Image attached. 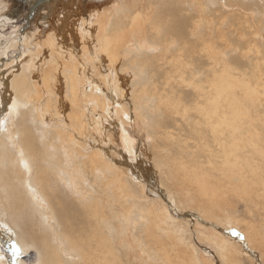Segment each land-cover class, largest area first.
<instances>
[{"label":"bare ground","instance_id":"1","mask_svg":"<svg viewBox=\"0 0 264 264\" xmlns=\"http://www.w3.org/2000/svg\"><path fill=\"white\" fill-rule=\"evenodd\" d=\"M7 1L13 6L5 10L7 3L0 0V19L5 11L7 20L25 14V30L34 31L30 47L35 37L42 42L38 50L36 44L32 50L28 46L29 52L8 64L9 71L0 75V106L8 103L9 109L0 137V243L11 250L17 244L21 252L36 250L38 264H74L82 250L99 255L93 245L99 232L86 222L99 213L87 211L76 199L78 195L84 201L106 203L116 224L134 237L136 231L139 236L148 232V214L156 206L180 233L181 248L186 245L193 252L165 240L161 255L140 249L149 257L141 256L142 263L164 264L167 255H171L168 261H195L201 250L188 235L192 233L190 218L197 215L187 211L195 199L166 191L157 182L158 169L147 152L140 161V154L131 158L126 150L123 160H114V150L102 151L92 143L83 100L76 98L75 104L68 105L63 99L66 93L72 96L77 85L83 88L80 81L73 82L79 64L93 60L102 70L103 62L94 60L96 54L102 56L108 70L113 64L111 72L103 71L115 80L118 91L131 95L127 103H141L136 110L142 120L146 123V114L155 115L150 127L156 142L144 137V148H156L167 138L185 142L195 150V161L207 164V170H230L229 183L235 186L256 179L249 186L256 184L264 192L256 177L264 176V0H60L37 9L31 0ZM209 34L214 36L215 54L210 51ZM170 44L175 51L192 52L190 57L180 56L185 65L172 55L164 64L159 60L167 55ZM18 45L16 41L10 47ZM91 84L82 90L91 91ZM147 88L153 92L143 93ZM111 94H107L109 102H116ZM171 97L179 101L175 104ZM198 110L207 114L203 123L186 118ZM94 113L90 118L99 134L112 138L113 122ZM220 113L229 118V125L216 120ZM115 142L108 139V143ZM7 155L20 167H7ZM216 158L219 165H215ZM187 160L191 157L183 156L180 168H187ZM203 180L200 186L211 194L212 188ZM100 195L103 197L98 198ZM200 209L198 205L197 211ZM125 216L128 220L122 219ZM244 217L264 225V218L255 210ZM207 243L218 255L219 243L240 252L239 245L228 239H209ZM222 252L227 253L224 258L232 253L226 248ZM103 253L110 259L106 264H121L105 248Z\"/></svg>","mask_w":264,"mask_h":264},{"label":"rangeland","instance_id":"2","mask_svg":"<svg viewBox=\"0 0 264 264\" xmlns=\"http://www.w3.org/2000/svg\"><path fill=\"white\" fill-rule=\"evenodd\" d=\"M5 2L7 3V5L4 6L5 10L10 9L13 6V3L9 2L8 4L7 0H5ZM8 14V11H5L3 13L5 17H2L0 19V75L5 70L9 71L10 67H8V69L6 68V66L11 65L14 61L16 62L20 58L22 59V57L29 52V49L32 50L36 48L35 44L37 45L36 50L40 49V43L42 42L39 39H36L37 37H35V42L32 43L33 47L31 48L30 39L31 35L34 34V31L32 30V28H28L25 30L27 24V22H25L26 15L23 14V16L21 14L17 19L12 18V20H7V18H9ZM255 19L256 18L253 17V20ZM120 33H123V29H121ZM262 33L264 35V31ZM209 38L211 41L210 51L211 53L215 54L216 48L214 36H211L209 34ZM16 41L20 42V46L18 45L19 47L17 46L14 48L10 47V44L15 43ZM26 43L29 44L26 45ZM5 50H7L8 53L2 54V52H5ZM172 50L173 44L168 45L167 55L165 57L159 58V60L163 64L168 61L172 55V59L179 60L180 65H185L180 56L182 54H187L189 57L192 55V52L183 53L182 51ZM95 57H97L98 59L96 58L94 60H101L103 62L104 66L102 67V70L93 65V60L89 61L87 59H84L83 64H79L80 69L77 75H74L73 80L74 83L80 81L83 88H81L80 90L77 85L78 90L76 89L72 96L66 93V96L63 99L64 101L67 100L65 103L68 105H70V102L72 104H75L76 102L73 101H75L76 98L79 99V101L83 100L82 107L86 110L87 115H89V117L87 116V128L88 132L93 137L94 142L92 141V143H95V145L99 146L104 152L107 150L112 152V150H114L115 153L112 155V157L115 158L114 160H123L122 157L127 156L125 152L126 150L131 158H134L133 154L135 156L140 154V161H142L143 158H146L145 152H147L148 159L151 161L153 166L158 169L157 174L159 178L157 182H159L160 180V182L164 184L163 188L166 191H171L173 193H183L188 200H190L191 198L195 199V202L191 205V207H188L189 209L187 210L197 215L196 217L192 216L190 218V220L192 221V233L188 235V239H191L192 237L196 246L199 245L201 250L200 257H198L195 261H192L189 258H173L172 260L168 261L171 255H167L166 260H163V263L250 264V261H254L253 264H264V225L254 219H248L244 217L248 212L255 210L261 215L262 218H264V192H260L258 189H256V184H254V186L252 187L249 186L251 185V183H254L256 179L249 178L250 180L246 185L238 184L237 186H235L234 184H230L229 181L232 178L230 170L228 173L224 172L223 170H221L222 173L207 170V164H203L202 162L199 163L197 160L195 161L196 152L193 148L189 147L185 142H176L172 138L165 139L162 143L158 144V147L156 148H144V137H147L151 141H154V143L156 142V140H154L155 135L152 130L153 127H150V125L155 121V115L146 114V116H148V119L146 118L145 123V121L142 120V118L138 114L139 110L137 109V107L140 106L141 103H138V105L127 103V98H130L131 95L128 94V91H118L115 80L112 79L110 75H107L105 71H103L106 69V71L111 72L113 64L108 70L106 65L107 61L102 56H98L97 54L95 55ZM27 59V57H24L23 60H25V63L29 61ZM113 72H116L115 68L113 69ZM88 83H92V87H90L92 88V90H89V92L82 90L86 85H88ZM104 91L107 94L112 92L113 94L111 95H114L113 97L115 98L116 102H109V96ZM146 92H153L152 88H147L143 93ZM117 93L120 95H118ZM250 93L252 94L254 93V91ZM134 100L135 99L131 101L135 102ZM178 101V98L175 99L171 97V102L176 104ZM7 104H3L0 106V137L2 136L3 124L7 122L9 117V109L7 108ZM88 105H92L91 109L93 111L90 112V110H88ZM223 107H225V105H223ZM94 111L100 112L108 119V121L113 122V131L110 133V136L112 138L109 137L108 139L110 141L115 140V143H108V139L99 134L95 121H92L90 118V115H95ZM54 113H56L55 110ZM206 117V112L198 110L192 115L188 114L186 118H191L194 122L203 123ZM216 120L224 122L225 125H229V118L223 117L222 113H220V119L216 118ZM122 124L124 128L121 130L120 126ZM199 126L200 125L197 124V127ZM70 127L72 128V130H75L74 126L71 125ZM77 129L79 132L81 131L80 128ZM148 130H150L152 133L150 131L149 133ZM224 131H226L225 128ZM91 136H89V139H91ZM239 138H241V135H239ZM123 146L125 147L124 150ZM158 155H160L159 157H162L163 160H160ZM183 156H186L187 158L191 157V160H187L186 169L184 168L185 166H181V168L183 167L182 169L180 168V161L183 159ZM5 159L7 161V167H10L11 165H13L15 168L20 167L16 162L10 159L9 155H7ZM219 164L220 160L216 158L215 165ZM221 166L225 167V164H222ZM256 177L260 179L258 181L262 183L264 187V179H262L264 178V176L258 175ZM203 178L212 188L211 194H208L209 191L204 192L203 188L200 186V184H203L205 182ZM245 186H248L251 189V193H248L244 190L246 189ZM230 188L232 189L231 192ZM75 196L81 205L87 207V211H89V209L97 210L99 213V216L96 219L91 217L88 218L86 222H89V226L97 228L99 232L97 243H93V245L96 246L97 251L100 254H90L88 251L82 250L81 254H79L78 260L74 264H98V260H103L102 263L104 264L110 262V259L104 255L103 248L114 255V262H118L121 264H143L141 261V256L147 257L148 255L146 253H143V251H141L140 249H151L154 250L157 254L161 255L159 250L163 246L165 240L168 241L171 246L178 245V248L180 249H188L189 253L193 252V250L186 245L183 246H185L187 249L185 247L181 248L184 240L179 239L180 233L166 221V219L162 216V214H160L156 206H152L150 209V213L148 214V232L139 236L140 232L136 231L138 235L134 237L131 233L125 231L122 227L116 224L117 222L116 219H114L112 210L106 207V203L99 200L84 201L83 199L79 198L78 195ZM101 197L103 196L100 195L98 198ZM174 203L179 206V202L176 198L174 199ZM198 205L202 206V209H200L199 211H197ZM212 208L213 210H211ZM128 218V216H125L122 219L128 220ZM142 221H144V218H142ZM249 224H252V227H249ZM84 228H87L86 223L84 224ZM114 231L116 232L114 233ZM234 231L239 232L243 239H238L235 235H232ZM206 234L208 235L206 237L208 238V240L217 239L221 241L224 239H228L231 243L238 244L240 247V252L234 250L232 246L219 243L218 255L214 248L211 247L212 242H210L211 246H209V243H207L208 240L201 237V235L206 236ZM194 243H192L193 246ZM80 244L82 243L80 242ZM223 248H226L228 251L232 252V255L230 254L228 257L224 258L227 253L222 252ZM0 253L3 254L2 259H0V264H18L19 262H22L23 264H38V254L36 250L21 252L18 260L14 261L11 248L5 246V244L0 243ZM188 260H190L191 262H180Z\"/></svg>","mask_w":264,"mask_h":264},{"label":"snow or ice","instance_id":"3","mask_svg":"<svg viewBox=\"0 0 264 264\" xmlns=\"http://www.w3.org/2000/svg\"><path fill=\"white\" fill-rule=\"evenodd\" d=\"M25 168H27V164H25ZM232 235H235L238 239H243V237H241L239 232H233ZM12 252H13V259L18 260L19 256L21 255V249L19 247V245L17 244H13L12 245ZM0 259H2V257H0Z\"/></svg>","mask_w":264,"mask_h":264},{"label":"water","instance_id":"4","mask_svg":"<svg viewBox=\"0 0 264 264\" xmlns=\"http://www.w3.org/2000/svg\"><path fill=\"white\" fill-rule=\"evenodd\" d=\"M33 2V8L37 9L39 6H46L54 4V2L60 1V0H31Z\"/></svg>","mask_w":264,"mask_h":264}]
</instances>
